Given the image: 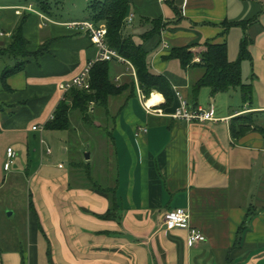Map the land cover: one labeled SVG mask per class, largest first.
Listing matches in <instances>:
<instances>
[{
  "label": "crops",
  "instance_id": "1",
  "mask_svg": "<svg viewBox=\"0 0 264 264\" xmlns=\"http://www.w3.org/2000/svg\"><path fill=\"white\" fill-rule=\"evenodd\" d=\"M46 1L49 13L32 0H0V49L22 16L28 53L51 41L44 54L28 57L24 69L8 78L10 92L0 82V196L17 195L20 190H2L19 179L26 197L16 223L22 242L0 211V264H264V132L233 139L229 131L233 118L264 112V0H127L132 22L127 25L125 18L123 35L141 46L150 72L169 81L173 102L165 106L157 92L146 99L130 63L112 60L109 80L116 86L134 80L136 96L109 99L107 112L91 107L88 123L78 115L83 124L74 130L76 144L102 153H94L96 163L91 153L79 161L75 152L68 165L46 144L59 131L44 125L64 99L60 85L96 57L89 34L71 24L92 23L87 7L103 0ZM21 7L31 12L17 15ZM153 21L160 29L151 34ZM242 41L248 52L240 63L241 84L250 92L246 102L240 88L193 93L203 70L167 59L172 49L189 47L197 64L206 43L226 44L227 60L234 63ZM13 64L1 56L0 77ZM176 92L212 111L213 121L174 119ZM153 94L159 103L148 112L145 102ZM259 125L264 128V121ZM87 130L97 132L84 138ZM7 149L15 157L4 171ZM17 159L23 161L14 166ZM106 190L113 191L115 218L106 217ZM174 209L188 212L191 228L205 242L189 247L186 231L166 229L163 214ZM247 213L252 216L239 236Z\"/></svg>",
  "mask_w": 264,
  "mask_h": 264
},
{
  "label": "trees",
  "instance_id": "2",
  "mask_svg": "<svg viewBox=\"0 0 264 264\" xmlns=\"http://www.w3.org/2000/svg\"><path fill=\"white\" fill-rule=\"evenodd\" d=\"M32 1L44 13H49L50 5L46 0ZM87 11L94 27H99L101 24L105 26V42L107 47L115 51L119 57L130 63L133 67L137 87L143 96L148 99L152 92H157L164 97L165 106H170L174 96L169 81L162 75L151 73L147 66V55L141 46L135 44L131 37L123 35V23L128 15V1H95L90 3ZM25 19V16L20 18L13 29L8 45L0 49V57L7 56L14 60V64L6 67L0 77L1 85L7 92L11 91L7 85L8 78L24 69L28 57H38L44 54L43 52L47 50L48 45L51 43V41H46L36 53H28L26 51L27 41L22 34ZM151 24L154 26L151 34L157 33L160 29V23L153 21ZM246 58H248L246 41H242L239 58L234 63H230L227 60L226 44L213 45L206 43L204 51L200 55V61L197 64L192 63L193 56L189 52V47L172 49L167 59L179 61L183 68L199 67L203 70L201 80L192 88L193 93H196L202 87L210 88L212 93L240 88L246 102L250 99V92L248 87L241 84L240 72V63ZM110 62H97L92 66L89 72L88 90L71 89L65 94L64 99L55 108L52 119L44 125L45 130L67 131L71 128L70 113L72 111H78L84 123H88L90 119L89 105L92 104L96 108L107 112L109 99L119 97L124 93H127L128 97L136 96V84L134 80L131 79L130 82L121 86H116L109 80ZM186 101L191 108H197L191 100L186 99ZM261 121H264V112L247 113L233 118L229 124L231 137L238 139L250 131L264 132V128L259 125ZM86 167L87 164L85 165ZM106 193L111 195V204L106 217L115 218L113 214V211H115V203L112 199L113 191L106 190ZM251 216L249 213L246 214L243 224L237 231L239 236Z\"/></svg>",
  "mask_w": 264,
  "mask_h": 264
},
{
  "label": "built area",
  "instance_id": "3",
  "mask_svg": "<svg viewBox=\"0 0 264 264\" xmlns=\"http://www.w3.org/2000/svg\"><path fill=\"white\" fill-rule=\"evenodd\" d=\"M30 7H21L17 9L16 14L20 15L22 11H30ZM132 22V15H129L126 18V24L129 25ZM71 26L81 28L85 30L89 34L90 42L93 46L96 47L97 53L94 61L87 65V67L82 71V73L72 79L71 81L62 83L60 85V90L64 93H67L71 89H80V90H88L89 89V72L92 66L97 62H109L113 59L118 61H123L121 57H119L115 51L109 49L105 42L106 29L105 26L94 27V25L90 22H81V23H72ZM175 96L179 100V105L175 109L172 117L178 120H185L187 122L198 121V122H206L213 121V112L212 111H204L198 108H191L187 101L183 99L178 92L175 93ZM146 111H150L149 108H145ZM52 119V117H51ZM33 131L41 132L42 128L33 127ZM41 143H43L41 141ZM46 154H50V150L46 149ZM15 157V153L12 149L6 150V162L3 166L4 171H8L13 159ZM61 168L62 165H59ZM163 225L168 230L179 229L187 232V245L192 247L197 243H203L206 241L204 235L196 229L191 228L189 223V214L187 211L183 209H174L171 211H167L163 214Z\"/></svg>",
  "mask_w": 264,
  "mask_h": 264
},
{
  "label": "rangeland",
  "instance_id": "4",
  "mask_svg": "<svg viewBox=\"0 0 264 264\" xmlns=\"http://www.w3.org/2000/svg\"><path fill=\"white\" fill-rule=\"evenodd\" d=\"M25 12H31V10L25 11ZM81 14H82V12H81ZM239 97H240V95L237 97L238 98V104L240 105ZM91 107H93L92 104L89 105V109ZM115 111H116V106H113L112 107V113H115ZM78 115H80V113L78 111H75L74 114L70 116V124H71L70 130L54 133L52 138H49L48 140L46 139V144H47L48 148H50L53 151V157L61 160V162L65 163L67 165L70 161H72L74 159V156L76 157L75 152L78 153V160L79 161L84 160L82 152L89 153V154L91 153V158H92L91 160L92 161L97 159V158L94 159V153H96L97 157L100 155V153H102L101 151L99 153H98V151H94L93 147L88 148L87 145L86 146L83 145V148L82 147L80 148L81 145L76 144V142H77L76 136L79 135V133L78 132L75 133L74 130L77 128L78 125L83 124V122L82 123L80 122ZM103 125L105 126V124H103ZM94 131L97 132V130H94ZM94 131H92V130L88 131L87 130L85 133L82 134V136L84 138L87 136H89V138H90V136H95V135L91 134ZM96 136H98V135H96ZM2 142H4V141H2ZM73 147H75V148H73ZM63 148H67L69 150V153L63 152L62 151ZM22 161H23V159H17L14 166H16L19 163H22ZM97 161H98V159L96 160V163H97ZM99 169H100V167H99ZM8 182H9L8 185H6L2 191H4V190L5 191H7V190L19 191L20 190V192L11 198H9V197L7 198L5 196V193L3 194V196H0V211L2 212V214L4 216L10 217L9 224L11 226L16 225V227L14 229V233L18 234V238H17L18 242H22L23 241V235H21V231H22L21 224H16V223L17 222L20 223L19 220L22 217L24 209L26 207V197L24 196V194H22V191L24 189V185H23V182L20 181L19 179L9 180ZM8 213H10L9 216H8Z\"/></svg>",
  "mask_w": 264,
  "mask_h": 264
},
{
  "label": "bare ground",
  "instance_id": "5",
  "mask_svg": "<svg viewBox=\"0 0 264 264\" xmlns=\"http://www.w3.org/2000/svg\"><path fill=\"white\" fill-rule=\"evenodd\" d=\"M158 103H159V99H158L157 95L153 94L151 99H149L145 102V105H146V107H152Z\"/></svg>",
  "mask_w": 264,
  "mask_h": 264
},
{
  "label": "water",
  "instance_id": "6",
  "mask_svg": "<svg viewBox=\"0 0 264 264\" xmlns=\"http://www.w3.org/2000/svg\"><path fill=\"white\" fill-rule=\"evenodd\" d=\"M84 158L86 159V160H88L89 159V155L86 153L85 155H84ZM10 215V213H8V216Z\"/></svg>",
  "mask_w": 264,
  "mask_h": 264
}]
</instances>
